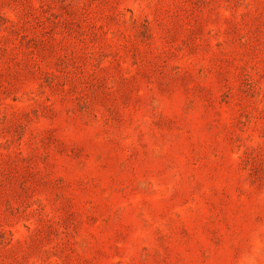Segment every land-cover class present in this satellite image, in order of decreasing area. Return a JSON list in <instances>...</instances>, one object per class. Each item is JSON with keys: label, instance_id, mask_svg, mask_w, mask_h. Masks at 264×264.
<instances>
[{"label": "rangeland", "instance_id": "obj_1", "mask_svg": "<svg viewBox=\"0 0 264 264\" xmlns=\"http://www.w3.org/2000/svg\"><path fill=\"white\" fill-rule=\"evenodd\" d=\"M0 264H264V0H0Z\"/></svg>", "mask_w": 264, "mask_h": 264}]
</instances>
